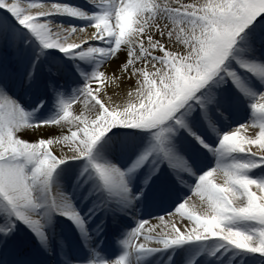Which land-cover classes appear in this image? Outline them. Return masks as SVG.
Masks as SVG:
<instances>
[{
  "label": "snow or ice",
  "instance_id": "snow-or-ice-1",
  "mask_svg": "<svg viewBox=\"0 0 264 264\" xmlns=\"http://www.w3.org/2000/svg\"><path fill=\"white\" fill-rule=\"evenodd\" d=\"M0 264H264V0H0Z\"/></svg>",
  "mask_w": 264,
  "mask_h": 264
},
{
  "label": "bare ground",
  "instance_id": "bare-ground-1",
  "mask_svg": "<svg viewBox=\"0 0 264 264\" xmlns=\"http://www.w3.org/2000/svg\"><path fill=\"white\" fill-rule=\"evenodd\" d=\"M29 2V0H25V3ZM72 3H76V4H79V3H82L83 0H71ZM27 139H29L30 141L31 140H34L36 137L34 136H28L26 137ZM194 200L198 203V198H194Z\"/></svg>",
  "mask_w": 264,
  "mask_h": 264
}]
</instances>
